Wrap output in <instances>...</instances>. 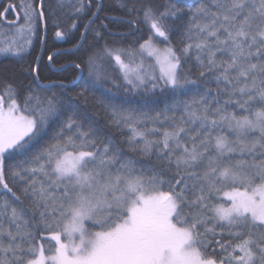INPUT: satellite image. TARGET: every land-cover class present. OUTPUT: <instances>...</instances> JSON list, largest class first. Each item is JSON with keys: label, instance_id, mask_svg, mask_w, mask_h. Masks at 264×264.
<instances>
[{"label": "snow or ice", "instance_id": "obj_1", "mask_svg": "<svg viewBox=\"0 0 264 264\" xmlns=\"http://www.w3.org/2000/svg\"><path fill=\"white\" fill-rule=\"evenodd\" d=\"M182 3L0 11V59L51 27L77 73L0 80V264H264V0Z\"/></svg>", "mask_w": 264, "mask_h": 264}, {"label": "trees", "instance_id": "obj_2", "mask_svg": "<svg viewBox=\"0 0 264 264\" xmlns=\"http://www.w3.org/2000/svg\"><path fill=\"white\" fill-rule=\"evenodd\" d=\"M12 2L15 3L16 0H0V11L3 10L4 7H7L8 3ZM48 3H54V0H47ZM159 2L163 3L164 0H159ZM199 3V0H183V3L180 6H183L184 4H196ZM105 4V11L109 12L111 15H120V11L118 9V0H104ZM7 18L9 20L14 19L13 13L10 11L7 13ZM110 27L113 28L114 31L117 32H126L127 27L124 25H110ZM19 38V37H17ZM148 38V32L146 28H141L139 32H136L135 34H129V35H117L115 39L117 40H123L126 45H132L133 47H138V43H142L144 39ZM173 44L179 43L178 34L173 36L172 40ZM161 46H164L161 43H158ZM41 47L44 48L42 60H41V78L42 79H59L61 77H67L71 79L73 76H76L77 73L69 68L66 72L55 74L49 72L48 68V62H47V55L57 49H69L71 47V42L66 41H60L58 40L55 35L53 29L49 27L47 36L43 41V45L41 44V36L40 34L37 35V38L34 40L33 48L31 51V54L27 56L25 59L27 61V64L32 63V59L35 56H38L41 54ZM72 57L70 55H64V56H57L54 57V60L57 65L59 64H66ZM27 64H24L23 66L16 61L15 59H0V80L10 79V78H22V72L24 68L27 67ZM126 99H132L131 97H127ZM112 130H109V133L111 134ZM132 133L129 130L124 131L123 133H116V137L118 139H125L129 136H131ZM125 149H127V145H122ZM49 244L46 242L45 247H48Z\"/></svg>", "mask_w": 264, "mask_h": 264}, {"label": "rangeland", "instance_id": "obj_3", "mask_svg": "<svg viewBox=\"0 0 264 264\" xmlns=\"http://www.w3.org/2000/svg\"><path fill=\"white\" fill-rule=\"evenodd\" d=\"M158 46H159V47H164V46H161V45H159V44H158ZM148 62H151V61H148Z\"/></svg>", "mask_w": 264, "mask_h": 264}]
</instances>
